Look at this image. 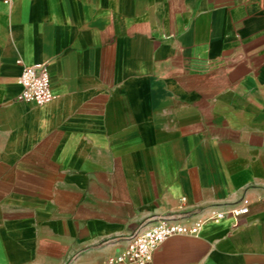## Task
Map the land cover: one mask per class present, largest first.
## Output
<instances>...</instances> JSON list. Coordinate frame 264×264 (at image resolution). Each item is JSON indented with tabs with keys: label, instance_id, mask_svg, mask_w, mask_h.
<instances>
[{
	"label": "crops",
	"instance_id": "1",
	"mask_svg": "<svg viewBox=\"0 0 264 264\" xmlns=\"http://www.w3.org/2000/svg\"><path fill=\"white\" fill-rule=\"evenodd\" d=\"M244 201L151 264H264V0H0V264H107Z\"/></svg>",
	"mask_w": 264,
	"mask_h": 264
},
{
	"label": "built area",
	"instance_id": "2",
	"mask_svg": "<svg viewBox=\"0 0 264 264\" xmlns=\"http://www.w3.org/2000/svg\"><path fill=\"white\" fill-rule=\"evenodd\" d=\"M17 83L21 92L17 101L42 106L53 99L50 75L46 65L24 66ZM248 213L247 202L242 207L227 212H211L205 219L184 225L171 218L159 219L150 227L139 229L124 237L125 247L107 264H151L153 254L166 239L175 236H197L207 222H218L228 217L236 218Z\"/></svg>",
	"mask_w": 264,
	"mask_h": 264
}]
</instances>
